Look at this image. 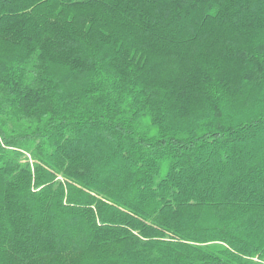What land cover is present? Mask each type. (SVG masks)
Instances as JSON below:
<instances>
[{
    "label": "trees",
    "instance_id": "1",
    "mask_svg": "<svg viewBox=\"0 0 264 264\" xmlns=\"http://www.w3.org/2000/svg\"><path fill=\"white\" fill-rule=\"evenodd\" d=\"M0 264H264V0H0Z\"/></svg>",
    "mask_w": 264,
    "mask_h": 264
}]
</instances>
